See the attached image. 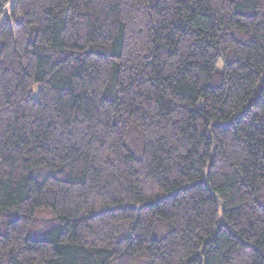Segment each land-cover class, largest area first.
Here are the masks:
<instances>
[{"label":"trees","instance_id":"1","mask_svg":"<svg viewBox=\"0 0 264 264\" xmlns=\"http://www.w3.org/2000/svg\"><path fill=\"white\" fill-rule=\"evenodd\" d=\"M0 264H264V0H0Z\"/></svg>","mask_w":264,"mask_h":264},{"label":"rangeland","instance_id":"2","mask_svg":"<svg viewBox=\"0 0 264 264\" xmlns=\"http://www.w3.org/2000/svg\"><path fill=\"white\" fill-rule=\"evenodd\" d=\"M217 68H218V69L221 68V63H218Z\"/></svg>","mask_w":264,"mask_h":264}]
</instances>
